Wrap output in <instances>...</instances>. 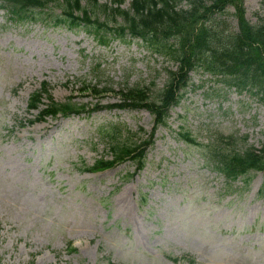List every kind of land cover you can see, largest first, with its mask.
Masks as SVG:
<instances>
[{
  "label": "rangeland",
  "instance_id": "obj_1",
  "mask_svg": "<svg viewBox=\"0 0 264 264\" xmlns=\"http://www.w3.org/2000/svg\"><path fill=\"white\" fill-rule=\"evenodd\" d=\"M243 7L250 22L264 20V0ZM60 10L53 0L17 22L0 7V264H264L263 172L230 187L201 147L178 135L187 130L202 144L221 135L236 150L264 147V102L191 71L142 169L128 159L86 170L112 157L101 128H121L118 140L139 143L153 126L145 108L106 105L133 86L155 96L176 63L128 35L101 44L85 27L56 23ZM44 81L56 101L104 107L38 118L27 102ZM85 85L107 90L94 96Z\"/></svg>",
  "mask_w": 264,
  "mask_h": 264
},
{
  "label": "trees",
  "instance_id": "obj_2",
  "mask_svg": "<svg viewBox=\"0 0 264 264\" xmlns=\"http://www.w3.org/2000/svg\"><path fill=\"white\" fill-rule=\"evenodd\" d=\"M0 1V7L10 19L25 22L35 19L36 8L43 9L53 0ZM124 1L110 0L107 4L99 0H57L61 10L56 23L69 28L85 27L101 44H107L112 37L139 38L151 52L176 63L175 69L167 70V80L155 96H150L146 87L133 86L118 91L119 102L106 105L109 108L144 107L153 116V126L139 143L118 140L116 136L122 133L121 128L119 131H115V126L101 128V133L110 139L112 157L97 158L86 170L113 167L126 159L132 160L137 170L141 169L156 129L167 124L170 110L184 97L193 70L207 72L227 88L234 87L239 93L247 91L264 102V20L250 22L245 17L243 0H130V7L126 9L122 7ZM230 7L237 19V30L226 20ZM83 88L94 96L107 90L96 85ZM43 94L48 97L46 103L42 101ZM27 103L28 108L39 109L38 118L90 113L104 107L98 102L90 107L77 104L70 96L65 101H56L49 94L46 81L30 93ZM40 104L44 106L41 108ZM178 135L185 143L201 147L206 163L222 174L230 187L233 181L246 177L252 170L263 171L260 196L264 195V147L236 150L223 143L221 135L212 136L205 144L187 130L180 129Z\"/></svg>",
  "mask_w": 264,
  "mask_h": 264
}]
</instances>
